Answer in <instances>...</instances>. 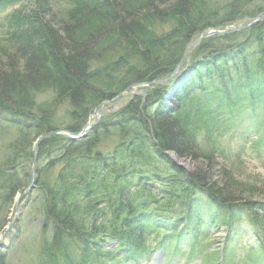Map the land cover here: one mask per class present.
<instances>
[{
    "label": "trees",
    "instance_id": "16d2710c",
    "mask_svg": "<svg viewBox=\"0 0 264 264\" xmlns=\"http://www.w3.org/2000/svg\"><path fill=\"white\" fill-rule=\"evenodd\" d=\"M49 1L0 0V11L18 4L0 36V61L10 65L0 68V111L35 121L45 133L55 129L45 115L52 104L36 106L35 89H54L67 97L71 114L83 115L127 84L170 75L190 37L260 13L249 10L255 0H68L58 14ZM167 24L168 32H157ZM251 32L261 45L264 21ZM230 35L195 47L183 68L187 82L171 108L156 90L129 102L118 121L99 125L82 140L51 139L58 145L53 168L59 170L42 187V211L54 225L44 247L46 264L137 262L153 254L145 242L151 231H164L155 239L160 247L165 241L178 245L207 223L233 228L245 211L264 245V198L257 196L264 190L236 185L224 166L215 173L214 151L202 156L197 146L201 131L215 140L222 126L236 121L264 139V47L249 49V40L222 46L221 40L233 41ZM118 68L124 73L117 75ZM109 135L118 142L108 154L98 148ZM167 152L190 158L193 172L179 168ZM12 179L3 180L10 190Z\"/></svg>",
    "mask_w": 264,
    "mask_h": 264
},
{
    "label": "rangeland",
    "instance_id": "374dc122",
    "mask_svg": "<svg viewBox=\"0 0 264 264\" xmlns=\"http://www.w3.org/2000/svg\"><path fill=\"white\" fill-rule=\"evenodd\" d=\"M215 1L217 3H223L224 0ZM49 2V7H52L51 11L55 14L66 10L68 7V0H50ZM17 7L18 4H15L12 7L10 6L0 11V36H2L4 32L6 15ZM249 10L255 12L252 15H256L259 12L264 14V0H255ZM257 23L231 33L230 40L233 41H231L230 44L227 40H221L220 44H223L222 46H227L249 40V49H257V47L259 49L260 46L264 47V35L262 44L258 46L254 44V41L258 40L251 39L253 36L251 28ZM243 24L244 25H241L246 26L248 23ZM156 29L158 33L168 32L170 25H159ZM190 38L193 39L186 45V54H183L181 60L173 68L170 75L174 71H182L186 65H189L191 53L197 46L191 47L195 37L192 36ZM89 44H91V42H89ZM99 50L107 53L110 52L111 49L107 48L103 50L102 47H100ZM18 63L22 64V61H18ZM92 64L95 66L94 64H97V62H93L91 65ZM8 66L10 65L7 61H0V68L2 70H7L9 68ZM19 71L20 68L18 69V72ZM118 73L122 74L124 71L118 68L117 75ZM170 75L162 76L149 82H134L127 84L125 89L103 105L102 109L98 107L88 108L85 113L80 116L70 113V103L65 95L57 96L52 88L35 89L31 96L36 106L47 103L52 104L48 109V113L44 114L46 118H51L50 120L54 123L55 129L52 131L58 133H53L46 137L45 134L47 132L45 133V131L42 130V125L36 124L35 121H25V117L21 119L22 115L14 116L12 114V116L11 114L4 113V110L0 111V257L4 264L47 263V261L44 260V247L45 244L50 242L53 238L54 225L46 221L42 211L41 202L44 195L42 187L46 185L50 186L59 170V167L53 168L55 163H53L51 158L56 155L58 145L56 143H51V139L54 137H56V139L67 137L72 139L79 135L85 127L92 126L85 135L80 137V139H76V141L82 140L93 132L94 128L99 127V125V128H104V126H109V124L118 121L121 114H123V109L129 102L134 101L137 97L144 99L147 95L156 90L164 92L161 100L171 108L175 99L176 91L174 87L176 84L175 86L172 85L174 83L172 79H169ZM102 123L104 125H101ZM246 126V122L238 121L224 125L220 129L219 134L215 137V140L213 137L207 136L205 131H201L200 135L197 137L199 154L201 153L203 156L205 153L214 151L219 161V166L215 168V173L221 169V166H224L227 172L232 176V179L235 180L234 182L236 185L246 190H248V187L251 185L264 190V152L258 147L260 138H248L247 134L249 131L245 133ZM68 129L75 130L77 133L68 132ZM42 137L44 139L37 145L38 150L35 157L37 169L33 171L32 154L34 153L39 138ZM19 138L22 139L21 144L19 143ZM117 142L118 139L115 135H109L107 140L104 141L98 149L103 153L109 154ZM201 155H199V157ZM220 155L223 156L224 159L220 157ZM180 159L183 161V164L178 163L177 166L186 173L193 172L195 163L190 158ZM184 163L188 165L186 166ZM32 172L34 173L33 177ZM9 175L13 178V188L11 190L8 189L9 185L5 186L3 183L6 177H10ZM31 177L34 179V184H32L34 186L33 189H30L19 200L17 207H15V199L20 196L19 189L24 185L29 186ZM222 182L223 178L220 177V183ZM36 184L37 186H35ZM257 196L259 198H264V191L258 192ZM240 215L239 219L237 218L239 222L234 223L235 232L239 235L237 240L239 241L235 245H229L227 250L225 249V236L228 234V229L230 228L219 224L211 226L207 223L199 233L195 228L193 229L192 236L190 235L186 238L188 241L186 247H184V244L182 245L180 243L179 250L174 254V248L171 246V250H169L170 254L168 255L169 260L164 262L165 258L160 257L156 264H223L225 260H222V258L225 255L228 256V261H230L231 264L251 263L254 258L253 256H255L252 250H256L257 253H259V248L256 247L257 249H254V247L249 246L252 244L244 240L245 237L242 235V232L247 230L249 233L247 238H251L250 240L252 241L253 235H258L261 230L259 231V228L253 230V228L248 227L250 220L247 218L249 214H247L246 211ZM163 233L164 231L161 230L151 231V235L145 240L146 245L151 247L154 244L152 239L162 236ZM253 243H255L254 240ZM153 259L154 258L148 259L149 261L147 263H145L144 260L142 261L144 264H152ZM122 263L129 264L131 262L123 260ZM225 264L227 263L225 262Z\"/></svg>",
    "mask_w": 264,
    "mask_h": 264
},
{
    "label": "water",
    "instance_id": "95a60500",
    "mask_svg": "<svg viewBox=\"0 0 264 264\" xmlns=\"http://www.w3.org/2000/svg\"><path fill=\"white\" fill-rule=\"evenodd\" d=\"M264 19V14L260 15V16H257L250 24L244 26V27H235L234 29H231V30H228L227 28H223V29H216V30H209L207 32H205L204 34H201L199 35L192 43L191 47L193 48L195 45H197L199 42H201L203 39L209 37V36H214V35H224V34H229V33H232L234 31H238V30H241V29H244L245 27H248L250 25H253L257 22H260ZM186 54V53H185ZM177 71H174L172 72V74L170 75L169 79H171L175 74H176ZM106 103H108V101H104L100 104L99 108L102 109L103 105H105ZM98 117V115H97ZM97 117H96V121H97ZM92 126H87L85 127L81 133L77 136L74 137V139H80V137H82L83 135H85L90 129H91ZM56 134L58 132H55ZM53 134V133H51ZM51 134H48V135H51ZM46 135V136H48ZM45 136V137H46ZM41 140L38 141V143L40 142ZM169 156L173 158V161L178 164V163H181L183 164V161H181V159L179 157H177L176 155H174V153H168ZM35 157L34 156V159H33V171H34V164H35ZM186 166L188 165L187 163H184ZM34 176V173L32 172V177ZM33 187V185L31 184L28 188V190H30L31 188ZM15 206V205H14ZM16 207V206H15Z\"/></svg>",
    "mask_w": 264,
    "mask_h": 264
},
{
    "label": "bare ground",
    "instance_id": "6f19581e",
    "mask_svg": "<svg viewBox=\"0 0 264 264\" xmlns=\"http://www.w3.org/2000/svg\"><path fill=\"white\" fill-rule=\"evenodd\" d=\"M188 75V74H187ZM187 75H186V73H179L178 71L176 72V74L171 78L172 79V81H173V83H174V86H175V84H176V86L174 87L175 88V91L177 92V90L179 89V86H180V84L181 83H183V82H187ZM173 94V93H172ZM170 95H171V93H170ZM51 133H54V131H50V130H47V133L45 134V136L46 135H48V134H51ZM44 137V136H43ZM39 138V140H41L42 141V139H44V138ZM41 142H39V143H37L36 144V146H35V150H34V153L32 154V157H33V159H34V156H36V154H37V150H38V144H40ZM167 153H169V152H167ZM32 169H33V160H32ZM35 169H37V165H36V159H35V164H34V171H35ZM31 184H34V179L31 177V180H30V185ZM29 185V186H30ZM29 186H27V189H25L24 191H22V192H20V196L17 198V199H15V202H14V205L17 207V204H18V202H19V200L29 191L28 190V188H29ZM34 187V186H33ZM33 187L31 188V189H33Z\"/></svg>",
    "mask_w": 264,
    "mask_h": 264
}]
</instances>
